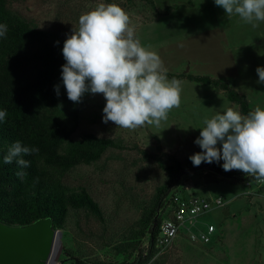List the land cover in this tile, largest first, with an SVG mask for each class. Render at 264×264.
Returning <instances> with one entry per match:
<instances>
[{
	"label": "rangeland",
	"instance_id": "374dc122",
	"mask_svg": "<svg viewBox=\"0 0 264 264\" xmlns=\"http://www.w3.org/2000/svg\"><path fill=\"white\" fill-rule=\"evenodd\" d=\"M113 2L127 11L136 38L160 56L167 73L229 81L248 97L253 110L264 108V85L256 83V69L264 66V22L253 28L226 14L214 0H9L8 7L45 32L62 52L81 14ZM180 96V105L159 127L125 129L105 124L103 94H89L72 139L92 134L111 139L114 147L98 161L73 168L64 183L73 192L85 189L103 219L84 210L71 211L65 228L58 229L61 245L55 264H75L76 259L86 264H130L147 251L144 219L167 179L160 162L189 160L201 151L194 141L206 118L228 107L240 112L223 91L187 80L181 81ZM69 112L65 90L48 106L47 114L63 121ZM229 172L237 175L229 178L202 170L182 177L177 190L183 195L222 198L224 206L187 222L173 246L157 250L145 264H264V182L239 183L237 177L244 172ZM210 225L215 227L213 240L204 244L200 236Z\"/></svg>",
	"mask_w": 264,
	"mask_h": 264
},
{
	"label": "trees",
	"instance_id": "16d2710c",
	"mask_svg": "<svg viewBox=\"0 0 264 264\" xmlns=\"http://www.w3.org/2000/svg\"><path fill=\"white\" fill-rule=\"evenodd\" d=\"M8 1L0 0V23L9 28L7 37L0 39V109L7 110L6 122L0 123V221L11 226H26L40 219H51L54 229L58 230L65 228L71 211L81 210L102 220V211L92 196L85 189L71 191L64 178L76 166L98 161L106 150L114 147V142L92 134L81 140L72 139L90 93L80 103L67 97L70 112L65 120L48 116V106L65 91L61 66L66 61L45 32L10 11ZM167 76L223 91L243 115L253 110L248 97L229 81L206 75L167 73ZM57 84L61 85L59 96L55 91ZM17 140L39 149L23 157L31 162L27 168H21L15 161L3 163L8 147ZM160 163L167 179L144 219L149 238L147 251L139 253L130 264H145L154 257L165 201L173 191L182 194L177 188L183 176L202 170L229 178L237 175L215 162L193 166L190 159L184 162L173 159L168 164ZM18 172L23 175L18 176ZM257 179L245 173L237 177L239 183ZM75 264L86 263L76 259Z\"/></svg>",
	"mask_w": 264,
	"mask_h": 264
},
{
	"label": "clouds",
	"instance_id": "9594fccd",
	"mask_svg": "<svg viewBox=\"0 0 264 264\" xmlns=\"http://www.w3.org/2000/svg\"><path fill=\"white\" fill-rule=\"evenodd\" d=\"M214 3L253 28L264 22V0ZM8 31V25L0 23V39H5ZM62 54L66 62L61 66V80L68 99L80 103L86 94H103L105 124L113 122L125 129L159 127L170 110L181 103V81L168 79L160 56L141 44L129 14L115 2L100 3L81 14L78 27L74 26L64 41ZM256 72V83L264 85V66H258ZM60 88V84L55 86L58 96ZM6 118L7 110L0 109V123ZM203 124L194 141L201 151L189 157L193 166L223 161L225 171L241 170L247 176L264 179V108L256 107L243 115L228 107ZM38 151L17 140L8 147L3 163L15 161L27 168L31 162L23 157Z\"/></svg>",
	"mask_w": 264,
	"mask_h": 264
},
{
	"label": "water",
	"instance_id": "95a60500",
	"mask_svg": "<svg viewBox=\"0 0 264 264\" xmlns=\"http://www.w3.org/2000/svg\"><path fill=\"white\" fill-rule=\"evenodd\" d=\"M61 233L51 219H40L26 226L0 221V264H55Z\"/></svg>",
	"mask_w": 264,
	"mask_h": 264
},
{
	"label": "built area",
	"instance_id": "2783aa9c",
	"mask_svg": "<svg viewBox=\"0 0 264 264\" xmlns=\"http://www.w3.org/2000/svg\"><path fill=\"white\" fill-rule=\"evenodd\" d=\"M263 182L264 179L258 178L249 181L247 184L261 186ZM176 192L170 198L168 196L162 210L163 217L159 227V235L155 242V247L158 250L171 248L187 222L192 223L199 216L224 206L222 198H201L194 195L176 194ZM214 232L215 227L210 225L208 230L201 234V242L204 244L212 242Z\"/></svg>",
	"mask_w": 264,
	"mask_h": 264
}]
</instances>
